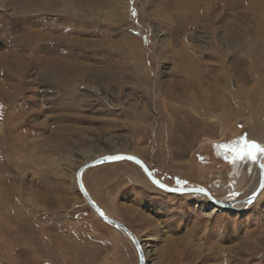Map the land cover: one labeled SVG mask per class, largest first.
Returning a JSON list of instances; mask_svg holds the SVG:
<instances>
[{
    "label": "rangeland",
    "instance_id": "rangeland-1",
    "mask_svg": "<svg viewBox=\"0 0 264 264\" xmlns=\"http://www.w3.org/2000/svg\"><path fill=\"white\" fill-rule=\"evenodd\" d=\"M67 2L0 0V264H139L72 172L130 155L167 187L229 180L264 142V0ZM82 183L144 264H264V194L207 216L131 161Z\"/></svg>",
    "mask_w": 264,
    "mask_h": 264
},
{
    "label": "bare ground",
    "instance_id": "bare-ground-1",
    "mask_svg": "<svg viewBox=\"0 0 264 264\" xmlns=\"http://www.w3.org/2000/svg\"><path fill=\"white\" fill-rule=\"evenodd\" d=\"M26 3H33L35 4H42L41 7H43L44 10H56L59 13V11L62 13L65 12L66 7L72 5L69 4L67 2V0H24ZM75 1V0H74ZM77 1V0H76ZM23 2V1H22ZM73 3V2H72ZM77 3V2H76ZM80 3V0H79ZM74 4V3H73ZM75 5V4H74ZM73 5V6H74ZM77 6V5H76ZM78 7V6H77ZM89 7V6H88ZM73 8V7H72ZM82 8V7H81ZM74 9V8H73ZM64 11V12H63ZM73 11H76V9H74ZM27 13V12H26ZM29 13V12H28ZM67 16V15H66ZM29 17V16H28ZM68 17V16H67ZM21 24V23H20ZM9 64V63H8ZM10 65V64H9ZM14 65V64H13ZM10 67V66H9ZM45 70L46 69H50V66L48 67V65L45 64ZM14 68V67H13ZM64 68V67H62ZM60 68L58 71L60 73H62V69ZM56 71V70H55ZM65 72V71H64ZM63 72V73H64ZM50 73V72H49ZM256 140H260V139H256ZM257 143V142H256ZM259 144L261 147H264V142L263 143H257ZM217 146V145H216ZM244 148V147H243ZM217 150H219L221 153H224V147H216ZM126 156H130V155H126ZM134 157V156H132ZM235 160L233 161L232 164V169L231 172L229 174L230 179L227 180L226 182H222V181H216L214 183H212L211 186H207L206 188H201L204 189L207 193L210 194V196L217 200V201H221V202H227L230 203L231 206L229 208H223L220 207L218 205L212 204L205 195L203 194H199V193H188V195L190 197H200L201 199L204 200H208V203H210L209 209H208V213L207 216L210 214H213L216 211H220V210H230L233 213H237L240 212L242 209H244L247 205L251 204L249 203H245L246 199L251 198L255 192L257 191L258 187H259V183H260V166H264V156L260 155L259 153H257V158L253 161L251 160L249 157H247L246 155L243 157H238L237 155L235 156ZM136 158V157H135ZM226 159V158H225ZM96 160V158H90L89 160H87L88 162ZM125 161V160H124ZM87 162V163H88ZM86 163V164H87ZM85 165V164H83ZM81 165V166H83ZM103 165V164H102ZM147 167V166H146ZM148 168V167H147ZM77 171V170H76ZM76 171L72 172V175H74L76 173ZM143 171V170H142ZM146 176V175H145ZM147 177V176H146ZM148 179V178H147ZM155 179V178H154ZM149 180V179H148ZM156 180V179H155ZM150 181V180H149ZM157 181V180H156ZM151 182V181H150ZM158 182V181H157ZM152 183V182H151ZM160 183V182H159ZM153 184V183H152ZM161 184V183H160ZM154 185V184H153ZM164 185V184H162ZM155 186V185H154ZM156 187V186H155ZM174 187V186H173ZM158 188V187H157ZM176 188V186L174 187ZM177 188H191V186L188 187H177ZM159 189V188H158ZM161 190V189H160ZM264 187L262 189V193L260 192L261 195L264 194ZM163 191V190H162ZM219 193H221V195L223 194V199L216 197ZM259 194V195H260ZM185 195V194H184ZM225 195V196H224ZM241 201V202H240ZM254 202V201H253ZM240 203V204H239ZM247 204V205H246ZM104 214H106L105 212H103ZM107 215V214H106ZM143 251V250H142ZM143 259H146L145 253H142Z\"/></svg>",
    "mask_w": 264,
    "mask_h": 264
},
{
    "label": "water",
    "instance_id": "water-1",
    "mask_svg": "<svg viewBox=\"0 0 264 264\" xmlns=\"http://www.w3.org/2000/svg\"><path fill=\"white\" fill-rule=\"evenodd\" d=\"M112 157H121L120 159H106V158H99L93 161L88 162L87 164L81 166L75 174V181H76V185L78 187V190L81 194V196L83 197L85 203L88 205V207L92 210V212L94 213V215L99 218L103 223L111 226L112 228L118 230L119 232H121L122 234H124L134 245L137 254H138V259H139V264H144V259L142 256V251H141V247H140V243L138 241V239L136 238V236L129 230L127 229L124 225H122L120 222L112 219L111 217H109L108 215L104 214L103 211L92 201V199L89 197V195L87 194L83 183H82V174L85 170L95 167V166H99L102 164H109V163H115V162H119V161H131L134 162L135 164H137L144 172V174L147 176V178L159 189L165 191L166 193H173V194H188V193H199V194H203L207 197V199L215 205H218L220 207L223 208H229L231 206L230 203L227 202H221V201H217L215 199H213L209 193H207L204 189L203 191H200L201 188H188V189H184V188H177L178 186H176V188L174 187H167L165 185H163L164 187H160L159 182H157L154 179V176L150 173V171L148 170V168L146 167V165L138 158L132 157V156H126V155H118V156H112ZM128 157H132L133 159H128ZM180 187V186H179ZM264 187V166H260V183H259V187L257 189V191L255 192V194L251 197L246 199L245 203H251L253 202L256 197H258V195L260 194V192L262 191Z\"/></svg>",
    "mask_w": 264,
    "mask_h": 264
},
{
    "label": "snow or ice",
    "instance_id": "snow-or-ice-1",
    "mask_svg": "<svg viewBox=\"0 0 264 264\" xmlns=\"http://www.w3.org/2000/svg\"><path fill=\"white\" fill-rule=\"evenodd\" d=\"M233 151L237 153L238 157H243L246 155L253 161L257 158V153L264 156V147H261L255 141H248L246 142V147L240 149H233ZM120 158L121 157H106V159H120ZM128 159H133V158L128 157ZM160 187H164V186L160 185ZM200 191H203V189H200Z\"/></svg>",
    "mask_w": 264,
    "mask_h": 264
}]
</instances>
